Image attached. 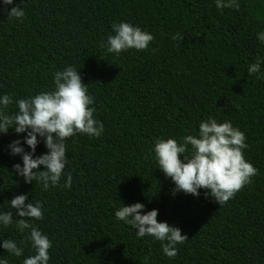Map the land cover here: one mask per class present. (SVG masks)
I'll return each mask as SVG.
<instances>
[{
  "label": "trees",
  "instance_id": "16d2710c",
  "mask_svg": "<svg viewBox=\"0 0 264 264\" xmlns=\"http://www.w3.org/2000/svg\"><path fill=\"white\" fill-rule=\"evenodd\" d=\"M239 2L221 12L214 0H14L23 20L0 9V93L23 98L50 89L52 73L71 64L104 124L99 137L65 140L71 189L25 183L12 167L20 156L7 149L17 134H0V210L25 192V203L43 202V219L34 223L52 241L49 264H264V77L246 71L264 55L256 39L264 0ZM121 20L152 33L147 49L105 50L112 23ZM176 33L181 41L172 39ZM210 115L244 132V157L258 170L223 206L204 189L199 196L175 192L153 159L156 138L179 142ZM44 151L41 141L35 154ZM137 201L186 235L175 258L115 220L121 202ZM0 237L22 238L11 226L0 228Z\"/></svg>",
  "mask_w": 264,
  "mask_h": 264
},
{
  "label": "clouds",
  "instance_id": "9594fccd",
  "mask_svg": "<svg viewBox=\"0 0 264 264\" xmlns=\"http://www.w3.org/2000/svg\"><path fill=\"white\" fill-rule=\"evenodd\" d=\"M214 2L221 12L225 8H240L239 0ZM0 9L6 11L9 20H23L25 17L24 9L14 0H0ZM111 28L112 34L102 46L116 56L129 49L145 50L154 39L151 32L130 21L113 22ZM182 38L180 33L172 35L174 41ZM256 39L264 44V29L256 33ZM262 65L264 55H257L246 71L257 78L264 77ZM77 69L68 64L54 71L50 89L27 97L15 98L9 93H0V134L8 133L9 129L17 134L7 149L11 155H19L22 161L12 167L25 183L35 181L42 191L57 186L71 189L72 175L64 173L68 163L67 138L77 134L99 137L104 131V124L94 115L95 97L89 93ZM13 104L15 111L10 112L9 106ZM21 133L24 135L20 136ZM41 141L46 151L36 155ZM248 147L246 136L238 126L230 120L218 121L210 115L199 122L195 135L186 134L179 142L173 137L156 138L153 159L164 176L174 183L175 192L199 196L200 190L204 189L206 196L223 206L257 174V168L244 157ZM62 175L64 182L61 185ZM27 197V192L16 194L8 199L7 210H0V228L11 226L22 236L19 242L0 237V248L8 254L0 256V264H10V258L21 257V264H49L52 241L34 223L43 219L44 204L40 200L25 203ZM144 209V203L139 201L127 205L121 202L114 210V218L134 229L137 238L149 236L153 241H159L161 254L169 259L175 258L177 246L186 241V235L179 227L158 221V209ZM25 244L31 249L29 255H24Z\"/></svg>",
  "mask_w": 264,
  "mask_h": 264
}]
</instances>
